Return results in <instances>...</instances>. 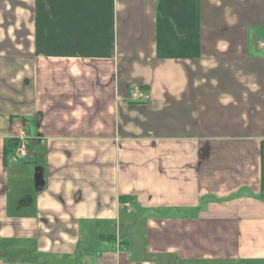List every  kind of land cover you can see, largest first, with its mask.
<instances>
[{"label": "crops", "instance_id": "crops-1", "mask_svg": "<svg viewBox=\"0 0 264 264\" xmlns=\"http://www.w3.org/2000/svg\"><path fill=\"white\" fill-rule=\"evenodd\" d=\"M260 43L264 0H0V264H264Z\"/></svg>", "mask_w": 264, "mask_h": 264}, {"label": "built area", "instance_id": "built-area-1", "mask_svg": "<svg viewBox=\"0 0 264 264\" xmlns=\"http://www.w3.org/2000/svg\"><path fill=\"white\" fill-rule=\"evenodd\" d=\"M259 46L264 48V43H260ZM130 98L135 103H145L149 100V95L142 89H136L131 93ZM18 127V135L16 136L18 146L14 152V157L19 160H26L29 158V142L31 138L22 124H19Z\"/></svg>", "mask_w": 264, "mask_h": 264}, {"label": "trees", "instance_id": "trees-1", "mask_svg": "<svg viewBox=\"0 0 264 264\" xmlns=\"http://www.w3.org/2000/svg\"><path fill=\"white\" fill-rule=\"evenodd\" d=\"M18 146V141L17 139H12V140H9L8 143H7V146H6V152H10V153H14L16 148ZM263 192H264V187H263Z\"/></svg>", "mask_w": 264, "mask_h": 264}, {"label": "rangeland", "instance_id": "rangeland-1", "mask_svg": "<svg viewBox=\"0 0 264 264\" xmlns=\"http://www.w3.org/2000/svg\"><path fill=\"white\" fill-rule=\"evenodd\" d=\"M133 92V91H132ZM29 145H30V142H29ZM19 160V159H18Z\"/></svg>", "mask_w": 264, "mask_h": 264}]
</instances>
